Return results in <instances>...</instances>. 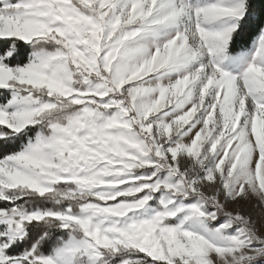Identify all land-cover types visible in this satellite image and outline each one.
I'll return each mask as SVG.
<instances>
[{
	"label": "snow or ice",
	"instance_id": "obj_1",
	"mask_svg": "<svg viewBox=\"0 0 264 264\" xmlns=\"http://www.w3.org/2000/svg\"><path fill=\"white\" fill-rule=\"evenodd\" d=\"M0 264H264V0H0Z\"/></svg>",
	"mask_w": 264,
	"mask_h": 264
}]
</instances>
